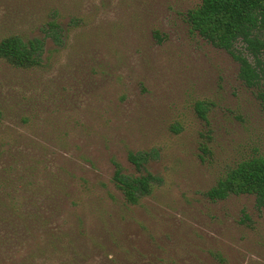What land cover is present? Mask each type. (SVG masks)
I'll use <instances>...</instances> for the list:
<instances>
[{
	"label": "rangeland",
	"instance_id": "374dc122",
	"mask_svg": "<svg viewBox=\"0 0 264 264\" xmlns=\"http://www.w3.org/2000/svg\"><path fill=\"white\" fill-rule=\"evenodd\" d=\"M200 3L0 0V40L45 43L39 67L0 59V142L36 169L81 264H264L256 198L207 196L264 155V110L239 63L191 33L186 14ZM54 19L60 45L46 34ZM130 153L148 154L145 172L160 180L138 205L112 181L114 161L142 175Z\"/></svg>",
	"mask_w": 264,
	"mask_h": 264
},
{
	"label": "trees",
	"instance_id": "16d2710c",
	"mask_svg": "<svg viewBox=\"0 0 264 264\" xmlns=\"http://www.w3.org/2000/svg\"><path fill=\"white\" fill-rule=\"evenodd\" d=\"M186 21L192 34L239 63V79L255 91L264 110V0H201L197 8L188 11ZM63 33L57 19L48 23L47 37L56 45L63 43ZM44 56L45 43L40 39L26 41L10 34L0 40V59L13 68L39 67ZM197 111L206 119L205 104ZM1 116L0 127L5 119ZM129 160L142 175H128L114 161L112 181L127 203L138 205L141 198L152 195L160 180L145 172L148 154L130 153ZM35 172L0 142V264H81L76 250L68 257L74 244L66 230L67 221L61 219V208L52 203L48 188L37 181ZM241 195L254 196L264 208V155L239 163L207 192L214 202ZM56 215L59 224L54 222Z\"/></svg>",
	"mask_w": 264,
	"mask_h": 264
}]
</instances>
